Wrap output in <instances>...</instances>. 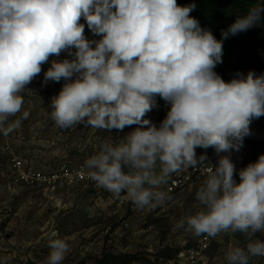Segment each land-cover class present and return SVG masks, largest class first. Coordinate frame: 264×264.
<instances>
[{
  "label": "clouds",
  "instance_id": "9594fccd",
  "mask_svg": "<svg viewBox=\"0 0 264 264\" xmlns=\"http://www.w3.org/2000/svg\"><path fill=\"white\" fill-rule=\"evenodd\" d=\"M195 9L177 0H0V133L20 128L29 116H17L20 93L51 56L67 52L72 59L52 60L44 73V84L64 81L51 99L55 124L109 132L136 126L86 159L87 175L116 196L125 192L137 208H152L171 198L161 186L173 173L208 161L197 148H214L217 163L195 194L201 207L176 227L212 238L242 233L246 245L229 247L224 259L250 264L264 257L255 235L264 234V154L239 169L238 183L231 152L251 135V120L264 116V74L237 72L230 81L217 74L223 43L190 15ZM81 18L100 39L85 37ZM262 24L264 4L257 3L222 37ZM156 97L171 105L159 126L147 118ZM47 246L46 264H62L70 251L56 231Z\"/></svg>",
  "mask_w": 264,
  "mask_h": 264
},
{
  "label": "rangeland",
  "instance_id": "374dc122",
  "mask_svg": "<svg viewBox=\"0 0 264 264\" xmlns=\"http://www.w3.org/2000/svg\"><path fill=\"white\" fill-rule=\"evenodd\" d=\"M190 1L177 0V3L183 6ZM259 3L264 4V0ZM80 23L85 24L87 39L101 38L89 31L83 18ZM253 28L263 30L264 24ZM247 33L230 34L222 42L223 63L217 64L214 71L225 81L234 76L231 69L246 48ZM260 39L261 36H258L255 42ZM72 58L67 52H62L59 57L51 56L41 66V73L20 93L23 105L17 116H22L24 111H28L29 116L22 120L20 128L7 136L16 154L44 171L84 164L86 159L101 150L104 143L118 144L136 127L133 125L125 127L122 132L115 129L109 132L93 128L86 122L69 128H60L55 124L50 116L53 110L51 99L56 95V85L59 83L62 87L64 81L44 84V73L52 60ZM156 100L158 108L147 113V118L154 123L160 110L164 109L167 116L171 107L160 97ZM14 119L16 117H10L9 122ZM250 132L247 138L264 140V116ZM4 141L5 136L0 133V264H46L50 252L47 234L51 231H56L58 237L66 239L70 245L62 264H174L177 254L193 248L201 236L187 231L186 225L178 228L176 224L201 207L195 194L205 178L193 179L183 189L168 194L171 198L163 204L139 209L125 192L116 196L106 189L90 190L83 184L53 191L13 184L7 177L9 157L8 150L2 147ZM196 154L198 157L206 155L210 164L217 163L214 148H197ZM231 159L236 165L235 179L239 183L238 171L247 166V161L234 156ZM160 167L158 162L157 172ZM187 169L189 167L181 171ZM166 185L161 186L162 191H165ZM255 235L264 240V234L257 232ZM247 242L242 233H220L211 239L206 264H227L224 253L228 248L244 247ZM122 255L130 258H122ZM102 258L106 259L103 261ZM250 264H264V257H254Z\"/></svg>",
  "mask_w": 264,
  "mask_h": 264
},
{
  "label": "built area",
  "instance_id": "2783aa9c",
  "mask_svg": "<svg viewBox=\"0 0 264 264\" xmlns=\"http://www.w3.org/2000/svg\"><path fill=\"white\" fill-rule=\"evenodd\" d=\"M2 147L8 150L9 174L7 177L15 185L25 188L39 187L44 191H53L59 188L69 189L81 184L90 190L104 189L87 175L83 167L84 164L63 167L54 171H44L29 164L27 160L16 154L7 136H5ZM208 167H211V164L205 161L196 167H189L187 170L176 172L168 181L165 192L168 194L175 193L192 183L193 179H206ZM211 239L212 237H208L206 234L201 235L193 248L177 254L173 261L174 264H206V252L210 247Z\"/></svg>",
  "mask_w": 264,
  "mask_h": 264
},
{
  "label": "trees",
  "instance_id": "16d2710c",
  "mask_svg": "<svg viewBox=\"0 0 264 264\" xmlns=\"http://www.w3.org/2000/svg\"><path fill=\"white\" fill-rule=\"evenodd\" d=\"M260 0H191L190 3L196 4V9L190 14L196 18L201 28L210 30L217 40L225 41L222 37V31H227L238 17L247 15L249 9L259 3ZM230 36V35H229ZM228 36V37H229ZM261 36L258 43L256 38ZM255 71L257 75L264 74V29L251 28L246 35V48L241 57L233 64L231 72L235 75L237 72ZM62 87L59 83L56 85V95ZM262 117V116H261ZM253 118L249 129L251 130L260 118ZM166 118L164 109L160 110L156 119L159 124ZM264 154V140L255 141L247 137L244 138L243 147L237 152L232 151L231 156L243 158L249 163L255 162L260 155ZM177 251H175L176 253ZM122 258H130L122 255ZM170 258V257H169ZM102 258L101 260H105ZM116 259V258H115Z\"/></svg>",
  "mask_w": 264,
  "mask_h": 264
}]
</instances>
